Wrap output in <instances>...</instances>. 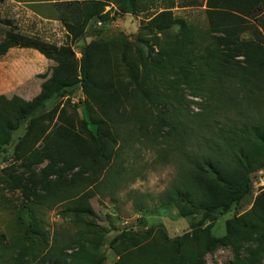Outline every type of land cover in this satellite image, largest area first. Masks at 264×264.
Here are the masks:
<instances>
[{"label":"rangeland","instance_id":"374dc122","mask_svg":"<svg viewBox=\"0 0 264 264\" xmlns=\"http://www.w3.org/2000/svg\"><path fill=\"white\" fill-rule=\"evenodd\" d=\"M92 1L99 4L96 10L99 15L86 22V13L93 12V2L89 0H0V42L7 38L8 32H14L32 41L70 49L73 62L78 65L82 50L91 44L89 55L94 71H105L99 65L106 55L113 62L117 61L120 68L113 76L110 73L102 75L104 79L112 82H116L117 77L125 82L129 80L127 64L122 59L124 55L127 61L137 65L139 81L149 73L147 81L152 83L145 87L153 93L162 92V87L156 86L162 76L151 68L153 65L163 67L167 56L172 55L174 63L180 66L175 72H185L179 84L186 93V100L174 113L180 111L185 115L180 117L190 124L206 120L217 128L215 123L219 121V115L213 111L211 103L203 96H191L190 87L182 82L187 77L201 76L204 71L202 57L217 42V35L209 29L205 0H136L135 12L123 0ZM161 12L170 14L164 21L168 27L161 31L152 29L150 20ZM101 15L104 16L99 18ZM258 16V21L250 20L257 27L264 11ZM243 37L256 38L251 30ZM113 40L119 43L112 45ZM129 55L132 57L128 59ZM57 65L56 60L48 59L34 49H8L0 56V96L7 100L17 97L25 102L32 101L41 92V85L52 77ZM76 75L79 78V69ZM130 102L137 106L139 116H145V121L155 120L161 106L157 100L148 101L139 96ZM93 104L78 85L61 95H49L17 128L0 136V264H10L11 256L18 253L19 264H49L43 256L53 246H64L71 252L75 248L71 242L75 234H81L80 241H83V234L88 238L89 232L93 244L91 252H95L92 264H115L124 252L150 243L162 244L167 251L171 248L170 252H180L187 257L186 254L195 250L196 232L200 234L209 226L213 236H225L226 223L250 213L255 198L264 191V160L245 165L251 180L250 195L233 205L226 214H217L211 223L206 221L196 229L192 228L190 224L196 223L200 215L182 217L175 203H166L162 198L178 182L181 168L174 160L180 150L171 153L172 161L169 156L165 159L159 153L166 147L165 138L159 136L156 142L150 143L146 136L143 140H147V144L142 143V139L136 137L139 123L133 121L129 105L125 106L128 113L123 109L118 114L111 111L108 118ZM171 114L169 112L167 116ZM34 116L37 120L28 128ZM128 116V124L118 127ZM228 117L232 118V115ZM59 128L64 129L62 134L70 143L79 142L78 147L85 152L93 151L99 141V150L103 154V158L98 159L104 167L101 176L89 187L93 194L89 198L91 213L82 215L79 224L59 215L65 206L63 203L52 206L32 195L37 191L33 182L45 178L54 182L55 175L44 174L51 161L44 156L30 169L24 167V158L28 156L21 150L31 144L37 147L38 136L43 139ZM117 131L123 140L117 136ZM187 141L183 143L184 149L193 146L196 149L197 140ZM46 142L54 143L50 139ZM42 145L44 141L39 146ZM14 153L17 159L13 157ZM27 188L35 192H26ZM78 240L76 238V242ZM233 263V253L228 247H219L203 258V264Z\"/></svg>","mask_w":264,"mask_h":264},{"label":"trees","instance_id":"16d2710c","mask_svg":"<svg viewBox=\"0 0 264 264\" xmlns=\"http://www.w3.org/2000/svg\"><path fill=\"white\" fill-rule=\"evenodd\" d=\"M123 1L128 3L132 12L136 11V0ZM89 2H93V12L86 13V22L99 15V11H96L99 4L92 0ZM205 7L209 29L217 35V42L202 57L204 71L201 76L195 79L187 77L182 82L190 87L191 96H203L211 103L213 111L216 110L219 115V121L215 123L217 128L206 120L190 124L180 117L185 116L180 111L174 113L186 100V93L179 84L185 72H175V68L180 69V66L174 63L172 55L167 56L163 67L152 66L151 71L162 76L161 82H156L157 87H162V92L153 93L149 87H145L152 83L147 81L149 73L139 81L137 65L127 61L124 55L122 59L127 64L129 80L125 82L117 77L116 82H112L102 75L119 73L117 61L113 62L108 55L103 56L99 67L105 68V71H94L89 55L91 44L82 50L78 65L73 62V53L68 48H57L8 32L7 38L0 42V56L13 47L28 48L56 60L58 65L32 101L25 102L17 97L7 100L0 96V136H4L5 131L17 128L49 95H61L80 85L93 105L102 109L108 118L111 111L118 114L123 109L125 112V106L129 105L133 121L139 123L136 137L142 139V143L147 144V140H143L146 136L150 143L156 142L159 136L166 139V147L159 151L162 158L169 156L170 159L171 153H176L173 151L180 150L174 160L181 168L178 182L162 198L166 203H175L182 217L199 214L197 222L190 224L192 228L196 229L206 221L211 223L217 214H226L233 205L250 195L251 180L245 165L264 160V17L260 18V30L250 23V20L258 21V15L264 11V0H205ZM169 15L168 12H161L153 17L149 22L151 28L161 31L168 27L169 24L164 21ZM250 30L256 37L254 40L243 37ZM117 43L118 40H113L112 45ZM124 51L127 52L126 49ZM77 67L79 78L76 75ZM136 96L160 102L155 120L149 118L145 121V116L138 115L137 106L130 102ZM169 112L172 114L167 116ZM229 114L232 118L228 117ZM36 120L34 116L28 128ZM129 120L130 116L118 127L128 124ZM63 131V128H59L56 133L43 139L38 136V146L42 141L44 145L35 147L31 144L21 150L28 156L24 158L26 169L39 164L45 156L51 165L45 168L44 174L56 176L54 182L48 178L33 182L37 191L27 188L26 192H35L32 194L34 198L52 206L63 203L65 206L59 215L79 224L82 215L91 213L89 198L93 194L89 187L96 184L101 176L104 167L98 159H102L103 154L99 150V141L93 151L85 152L78 147L79 142L70 143ZM117 136L123 140L119 131ZM192 138L197 140L196 149L195 146L184 149L183 143ZM47 139L54 143L46 142ZM13 157L17 159L15 153ZM29 181L32 182L31 179ZM209 230L207 226L200 234L196 232L195 250L186 254L187 257L180 252H170L171 248L167 251L162 244L150 243L124 252L115 264H203L204 256L212 254L219 247L230 248L233 264H261L264 260V191L255 198L250 213L226 223L225 236H213ZM89 234L88 238L83 234L84 239L80 241L82 236L76 233L71 241L75 248L71 252H67L64 246H53L44 254V259L49 264H92L95 252H91L93 244ZM76 238H79L77 242ZM19 257L20 253L11 256L8 262L19 264Z\"/></svg>","mask_w":264,"mask_h":264}]
</instances>
